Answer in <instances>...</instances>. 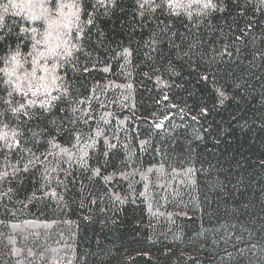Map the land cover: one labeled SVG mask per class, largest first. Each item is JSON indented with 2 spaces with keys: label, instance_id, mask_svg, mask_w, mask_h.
Wrapping results in <instances>:
<instances>
[{
  "label": "trees",
  "instance_id": "1",
  "mask_svg": "<svg viewBox=\"0 0 264 264\" xmlns=\"http://www.w3.org/2000/svg\"><path fill=\"white\" fill-rule=\"evenodd\" d=\"M56 2L79 4V21L52 0H0V132L18 133L23 149L0 152V173L9 172L0 180V264H264V0H212L215 9L177 0L192 5L191 18L166 7L141 16L142 0ZM12 3L43 4L78 45L72 57L46 58L56 73L37 68V77L63 78L49 112L43 95L13 91L34 67L33 34L20 29L41 39L48 24ZM29 99L31 118L5 103ZM97 129L86 167L48 144L55 137L76 153L75 133L90 143ZM27 149L41 160L53 154L24 171Z\"/></svg>",
  "mask_w": 264,
  "mask_h": 264
},
{
  "label": "snow or ice",
  "instance_id": "2",
  "mask_svg": "<svg viewBox=\"0 0 264 264\" xmlns=\"http://www.w3.org/2000/svg\"><path fill=\"white\" fill-rule=\"evenodd\" d=\"M197 4L200 3V0H195ZM53 7H55L56 11L60 13L61 16H64V9L66 7H74L75 12L72 13V15L75 17L76 21H79V14H80V6L79 4H73V5H65L63 3H57L56 0H52ZM191 4H182L177 2V0H161V3L156 4L155 0H142V2L139 3V7L142 10L140 12V15H144V10H149V11H155L156 8H167L171 13L173 14H179L181 10H185L186 14L188 15L189 18H191L192 13L191 11H188V9L191 8ZM12 8H19L20 11H24L27 9V15L26 18L32 21H37V20H44L47 22L48 27L45 29V32L42 34L41 39H36L37 35V29L36 28H31V29H25L21 28V32H31L33 35L31 39L34 41L32 44V49L33 53H30V55H33L32 59V64H33V70L31 73L27 74L24 79L26 80V85L25 87H22L21 84L16 83L13 91H17L21 93L24 96H28L29 93L33 97H39L43 95V99L39 100V107L43 109L46 112H49L52 110V108L55 107L56 102L59 101L62 97L61 95H52L53 89L57 90L59 92L60 86L56 84V81L63 79L59 75H41L37 77V68L39 67L43 73L45 74H53L56 73V69L59 65V63H53L51 67L47 65L46 58L51 57L53 59H56L57 57H60L62 59H67L69 57L73 56V52L78 50V45L74 43H70V40L67 38L68 37V32L64 31L61 32L59 29L61 28V23H58L56 20H53L50 16L49 9L44 7L43 4H32V3H25V4H16L12 3L11 4ZM36 7L43 8V11L39 14H37L33 9ZM216 4L212 2V0H206L202 4V9H215ZM7 11V8L5 9V12ZM20 13L17 12L16 15H19ZM4 22V16L0 15V26L3 25ZM88 23H92V19L89 18ZM70 27L69 24H63L64 29H68ZM53 31L56 32L55 39L58 41V43L53 44L50 40V38L53 35ZM77 32L82 33L83 28L77 26ZM2 39V37H0ZM77 41H79V36H77ZM154 43V41H153ZM43 45L44 48L43 50H40L39 46ZM63 45V47H62ZM122 55L128 56L130 55V52L128 49H124V52ZM19 56V51H17L12 57L11 60L13 62H17V57ZM42 60H45L44 63H41ZM75 70V66H74ZM105 72L109 71L107 67L103 69ZM83 71L87 72L88 69L85 67ZM26 88V90H25ZM12 92L8 93V96H11ZM63 96L67 95V89L65 88L62 93ZM221 95H223L221 93ZM5 103L9 105V111H11L13 114H18L23 112V114L26 117H30L29 111L33 106L37 104V100L34 99H29L27 104H19L17 107H11V101L10 100H5ZM79 103L83 104L84 101L81 100ZM72 111L75 113L77 111L76 108H73ZM85 116L87 119H85V123H87L88 119H92L90 115H88L87 110H85ZM103 119V117L101 118ZM55 123V121H53ZM73 125L76 123V119H72L70 121ZM159 127V125H157ZM4 129H7V125L3 126ZM18 133L13 131L11 133V140H9V133L7 131L0 132V140H3L4 143L0 145V152L4 151H13V150H23L21 146V141L19 139H16V136ZM103 133L97 129L95 132V136H89V140L91 141L90 143L88 141H84V143H81L83 137L79 132L75 133V144L73 145V148H78V151L74 153L71 149L68 148H62L58 143L55 142V137H53L51 140L48 141V144L50 145L51 149H59V152L56 153L57 156H60V154H64V156L67 157V162H72L74 159L76 162L81 164V166H87V159H88V149L89 148H94L95 143H96V137L102 136ZM105 143L108 144V148L112 149L115 148L116 145L108 143L107 140H105ZM27 151L32 155V159L28 161L27 164L24 166V171L29 170V166H35L37 162L44 164L45 161H48V155H52V152H49L47 154L41 153V156H43V160H41L40 156H35L34 153H31V149H27ZM109 153L108 151L104 152V155L107 156ZM63 158V157H61ZM50 163V162H49ZM19 168H15L12 172V175H15L16 172H19ZM51 172H55L56 169L52 168L50 170ZM100 174V169L96 168L93 169V175H99ZM48 175H50L49 169L45 167V179L48 178ZM121 176H124L125 179H127V174L124 172L120 173ZM9 176L8 171H4L0 173V180H5ZM106 179H111V177H108ZM48 193H45L47 195ZM0 195H6V193H2ZM54 195V193H53ZM35 198V197H34ZM116 200H120L119 195H115Z\"/></svg>",
  "mask_w": 264,
  "mask_h": 264
}]
</instances>
